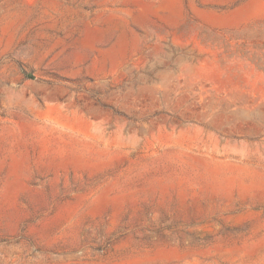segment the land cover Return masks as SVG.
I'll list each match as a JSON object with an SVG mask.
<instances>
[{
    "label": "rangeland",
    "instance_id": "rangeland-1",
    "mask_svg": "<svg viewBox=\"0 0 264 264\" xmlns=\"http://www.w3.org/2000/svg\"><path fill=\"white\" fill-rule=\"evenodd\" d=\"M0 264H264V0H0Z\"/></svg>",
    "mask_w": 264,
    "mask_h": 264
}]
</instances>
